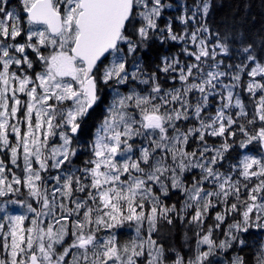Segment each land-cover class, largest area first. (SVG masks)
I'll return each instance as SVG.
<instances>
[{
	"label": "snow or ice",
	"instance_id": "1",
	"mask_svg": "<svg viewBox=\"0 0 264 264\" xmlns=\"http://www.w3.org/2000/svg\"><path fill=\"white\" fill-rule=\"evenodd\" d=\"M173 7L0 0V264H264V37Z\"/></svg>",
	"mask_w": 264,
	"mask_h": 264
},
{
	"label": "trees",
	"instance_id": "2",
	"mask_svg": "<svg viewBox=\"0 0 264 264\" xmlns=\"http://www.w3.org/2000/svg\"><path fill=\"white\" fill-rule=\"evenodd\" d=\"M18 0H11L12 4H16ZM172 3L176 1L179 4H193L195 0H169ZM212 7L209 12L207 23L209 27L216 31H220L222 34L226 29H232L233 32L239 30L245 34V37L249 42L257 40L260 37H264V0H211ZM181 12L176 10L170 14L174 17ZM175 27L178 29L179 25L176 22ZM173 43H166L161 45L159 40L155 42L154 48L149 55L148 62L151 63L158 56H163L166 54L168 48H174ZM242 97L247 100L245 94L242 93ZM102 118L100 110L90 118L88 125L86 126L85 133L81 137L82 145L89 139L90 131L93 129V125L98 123ZM235 155V153H233ZM86 159V155L81 152L79 158L75 161V164L81 166L83 160ZM176 202V201H172ZM161 232L164 235L163 243L165 245H172L179 248L182 253L187 254L188 248L184 246V236L185 233L188 234L189 240L188 244L194 247L195 236L190 230L189 226L181 224L179 221H174L173 225H168L166 222L161 226ZM126 231L119 230V239L123 236L126 238ZM247 235V240L249 244H257L262 238L261 234L252 231Z\"/></svg>",
	"mask_w": 264,
	"mask_h": 264
},
{
	"label": "rangeland",
	"instance_id": "3",
	"mask_svg": "<svg viewBox=\"0 0 264 264\" xmlns=\"http://www.w3.org/2000/svg\"><path fill=\"white\" fill-rule=\"evenodd\" d=\"M175 1V0H174ZM18 2V1H17ZM170 2V1H169ZM170 3H172V2H170ZM173 5H174V7L173 8H171V9H168L167 11H166V13H165V15L166 16H168L171 12H174V11H176V10H179V11H181L182 12V6L184 5V4H179V2L178 1H176L175 3H172ZM13 6H15V4H13ZM181 12H179L178 14H180ZM172 16V15H171ZM173 17V16H172ZM161 23H163V21H161ZM178 23V22H177ZM178 25H179V27H178V29L180 28V27H182L179 23H178ZM170 43H172V42H170ZM174 48H168L167 49V52H166V54H164L163 56H172V55H176V54H178V52H179V45H176V44H174V46H173ZM10 211L12 212V214H19L22 210L21 209H18V208H13V207H11L10 206ZM120 230H124V231H126L127 233H126V238H123V236L120 238V240L121 241H124V240H127L128 238H129V236L130 235H133L134 234V230L133 229H130V228H128V226H125V228H123V229H120ZM262 237V236H261ZM119 238V237H118ZM221 239L223 238L222 236L220 237Z\"/></svg>",
	"mask_w": 264,
	"mask_h": 264
},
{
	"label": "flooded vegetation",
	"instance_id": "4",
	"mask_svg": "<svg viewBox=\"0 0 264 264\" xmlns=\"http://www.w3.org/2000/svg\"><path fill=\"white\" fill-rule=\"evenodd\" d=\"M76 166H79L78 164H76Z\"/></svg>",
	"mask_w": 264,
	"mask_h": 264
}]
</instances>
